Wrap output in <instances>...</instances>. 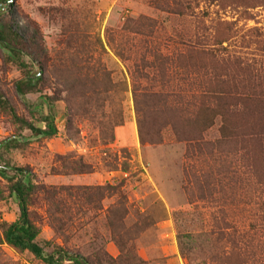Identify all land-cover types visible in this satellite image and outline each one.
I'll list each match as a JSON object with an SVG mask.
<instances>
[{
	"label": "rangeland",
	"instance_id": "1",
	"mask_svg": "<svg viewBox=\"0 0 264 264\" xmlns=\"http://www.w3.org/2000/svg\"><path fill=\"white\" fill-rule=\"evenodd\" d=\"M0 5L14 31L3 42L20 50L0 41V92L57 128L29 138L0 111V141L28 138L2 161L37 185L28 217L45 252L88 264H264V140L249 135L263 131L251 124L264 111L229 105L237 87L264 98V0ZM206 99L213 111L195 117ZM199 135L205 147H189ZM19 213L0 176V223ZM1 239L0 228V264H45Z\"/></svg>",
	"mask_w": 264,
	"mask_h": 264
},
{
	"label": "trees",
	"instance_id": "2",
	"mask_svg": "<svg viewBox=\"0 0 264 264\" xmlns=\"http://www.w3.org/2000/svg\"><path fill=\"white\" fill-rule=\"evenodd\" d=\"M4 32L14 31L11 29V27L5 28L0 23V41L4 45H6L3 42V40L5 41ZM6 47H8L9 51L15 56L20 53V50L17 47H12L8 44L6 45ZM20 64H22V62H20ZM16 86L18 91L23 93V86H26L28 89L32 88L31 78H29L28 76V79L20 80ZM252 88L255 89L254 87ZM237 89L242 90V95L238 94L234 101L229 103V105L232 106L233 111L243 113H246L247 111L249 115L253 111H264V98H260L254 101V99L248 98L251 97L250 92L252 90L240 87H237ZM215 104H217V102H215ZM198 106L199 109L196 112L195 117H199L200 114H206L207 112L213 111V109H210L208 99L200 100ZM223 107H225V102L223 103ZM0 111L8 114L11 121L18 127L28 129L31 133V136L29 138L46 135L51 136L56 133L57 128L54 124L51 114L41 116V120L44 122L43 126L36 125L33 121L28 120L22 115H19L1 92ZM261 114L259 120L261 118ZM262 124H264V120L260 123L254 122L251 124V126H262ZM231 135L232 134H230V136ZM249 135L251 136V138L260 137L264 140V129L263 131L253 129L252 132H249ZM19 137H21L22 139L25 138L23 136H17L14 134L0 141V176L9 181L10 193L17 201L20 211L18 219L12 222L2 221L0 223V228L2 230L1 240L19 250H28L45 264H61L65 259L73 260L75 264H88L86 259L80 254H69L68 251L61 249L60 247L54 249L53 252H45L43 247L39 245V243H37V241L35 240L39 233V230L28 217V207L31 204V198L33 194L37 191V185L31 182V180L26 179L27 172L24 169H22L21 167H14L13 165H10L8 161H2L4 150L8 151L11 149H15L27 143L26 140H28V138H25L24 140L26 142H24V140L22 141V139H20ZM202 139L203 138L202 136L200 137V135L196 136L195 138H188V146L195 147L194 145H196L197 148L201 146L205 147L208 142H204ZM10 170H14V173H17L19 177H17L16 179L10 177L8 173Z\"/></svg>",
	"mask_w": 264,
	"mask_h": 264
},
{
	"label": "water",
	"instance_id": "3",
	"mask_svg": "<svg viewBox=\"0 0 264 264\" xmlns=\"http://www.w3.org/2000/svg\"><path fill=\"white\" fill-rule=\"evenodd\" d=\"M13 2L14 0H7V6H10ZM0 8H1V5H0Z\"/></svg>",
	"mask_w": 264,
	"mask_h": 264
}]
</instances>
